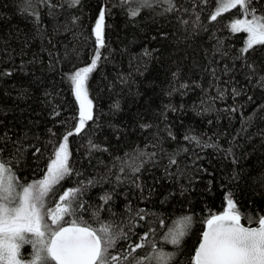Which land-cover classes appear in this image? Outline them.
I'll list each match as a JSON object with an SVG mask.
<instances>
[{
	"label": "trees",
	"instance_id": "trees-1",
	"mask_svg": "<svg viewBox=\"0 0 264 264\" xmlns=\"http://www.w3.org/2000/svg\"><path fill=\"white\" fill-rule=\"evenodd\" d=\"M150 3L0 0V157L11 161L18 184H31L73 132L72 174L55 186L50 205L86 185L77 216L94 228H123L128 240L111 250L119 264L152 256L153 247L175 253L172 264H188L206 220L228 209L229 194L244 224L264 216V45L241 51L246 33L231 24L250 16L239 6L213 21L216 0ZM249 9L264 16V0ZM97 49L86 82L93 119L76 134L79 101L69 77ZM186 216L191 225L180 245L165 242ZM145 233L152 243L123 260Z\"/></svg>",
	"mask_w": 264,
	"mask_h": 264
},
{
	"label": "snow or ice",
	"instance_id": "snow-or-ice-1",
	"mask_svg": "<svg viewBox=\"0 0 264 264\" xmlns=\"http://www.w3.org/2000/svg\"><path fill=\"white\" fill-rule=\"evenodd\" d=\"M124 2L126 0H122ZM78 3L79 0H70L69 6ZM168 3L174 7L172 0H168ZM216 3L214 13L210 14L213 21L222 12L237 6L243 9L242 15L251 17L236 19L231 24L234 32L243 30L248 34L242 52H247L254 45H264V16H257L254 10L249 9L251 0H216ZM137 4L138 8L151 6L150 0H137ZM55 7L56 5H51V8ZM130 14L138 15V9L132 10ZM104 15L101 11L95 25L96 43L100 47L103 46ZM99 59L97 49L90 65L74 71L69 77L79 101L76 134L82 131L87 121L93 119L86 81ZM71 135L73 132L64 136V142L54 148V155L50 158L43 178L31 184H18L10 167L11 161H4L0 157V264H119L121 261V256L113 254L111 250L116 248L119 240H128V234L123 228L112 223H100L98 228H94L77 216L78 210L84 207L79 197L82 195L81 188L86 185L63 191L55 207L47 199L53 194L55 186L72 174L68 163L70 153L67 150L68 136ZM170 163L175 164V159H171ZM133 170L138 171L139 168ZM93 183L92 180L88 181L90 185ZM110 198L107 194L101 197L105 203ZM227 204L228 210L223 214L212 215L206 220L207 229L203 231L188 264H264V216L257 217L254 221L251 217H245L250 223L258 225L245 227L241 224L240 213L235 210L231 194L227 198ZM65 217L72 219L66 220ZM140 218L143 219V215ZM160 223L163 224V221ZM176 223L178 226L169 228L164 240L179 246L190 228L191 217H183ZM148 235L149 233H145L140 237V242L128 244L123 260H128L138 249L152 243L148 240ZM23 244L32 246L30 259L21 257L20 248ZM152 251L154 255L145 256L143 259L133 257L130 264H144L145 260H154L155 264H172L175 259V253L157 250L155 247Z\"/></svg>",
	"mask_w": 264,
	"mask_h": 264
},
{
	"label": "rangeland",
	"instance_id": "rangeland-1",
	"mask_svg": "<svg viewBox=\"0 0 264 264\" xmlns=\"http://www.w3.org/2000/svg\"><path fill=\"white\" fill-rule=\"evenodd\" d=\"M232 9H234V8H231V9H229V10H232ZM228 10V11H229ZM222 13H224V12H222ZM251 17H245V18H243L242 20H244V19H250ZM241 27H243V26H241ZM238 32H244V33H246L245 31H243V30H241V31H238ZM247 33H246V37H247ZM87 82V81H86ZM87 97H88V99H89V96H88V93H87ZM90 100V99H89ZM50 196V195H49ZM48 199V201H49V203H51V198L50 197H48L47 198ZM25 245L26 244H23L22 246H21V248H20V253H21V257L22 258H24L25 260H27V259H30V257H31V254H32V251H25L24 250V247H25Z\"/></svg>",
	"mask_w": 264,
	"mask_h": 264
},
{
	"label": "water",
	"instance_id": "water-1",
	"mask_svg": "<svg viewBox=\"0 0 264 264\" xmlns=\"http://www.w3.org/2000/svg\"><path fill=\"white\" fill-rule=\"evenodd\" d=\"M228 210V209H227ZM226 211V210H225ZM224 211V212H225ZM223 212V213H224ZM223 213H221V214H223ZM218 215H220V214H218ZM241 224L242 225H244L245 227H257L258 225H255V226H248V225H246V224H244L243 222H242V219H241ZM65 226H67V225H65ZM207 229V224L205 223V226H204V230L203 231H205ZM202 238V237H201Z\"/></svg>",
	"mask_w": 264,
	"mask_h": 264
}]
</instances>
